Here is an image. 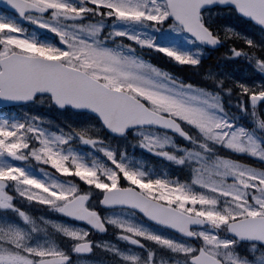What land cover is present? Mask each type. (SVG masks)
<instances>
[{
  "label": "snow or ice",
  "instance_id": "snow-or-ice-1",
  "mask_svg": "<svg viewBox=\"0 0 264 264\" xmlns=\"http://www.w3.org/2000/svg\"><path fill=\"white\" fill-rule=\"evenodd\" d=\"M4 5L0 264H264V0Z\"/></svg>",
  "mask_w": 264,
  "mask_h": 264
},
{
  "label": "rangeland",
  "instance_id": "rangeland-1",
  "mask_svg": "<svg viewBox=\"0 0 264 264\" xmlns=\"http://www.w3.org/2000/svg\"><path fill=\"white\" fill-rule=\"evenodd\" d=\"M51 116H52L53 119H56V114L55 113H51ZM144 158L151 161V157L145 156ZM152 162L154 163V161H152ZM157 163H158V161H157Z\"/></svg>",
  "mask_w": 264,
  "mask_h": 264
},
{
  "label": "water",
  "instance_id": "water-1",
  "mask_svg": "<svg viewBox=\"0 0 264 264\" xmlns=\"http://www.w3.org/2000/svg\"><path fill=\"white\" fill-rule=\"evenodd\" d=\"M0 6L5 7L4 0H0ZM3 107V102L0 101V108Z\"/></svg>",
  "mask_w": 264,
  "mask_h": 264
}]
</instances>
